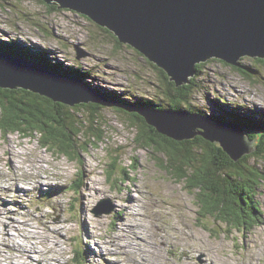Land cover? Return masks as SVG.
I'll return each instance as SVG.
<instances>
[{"label":"rangeland","instance_id":"rangeland-1","mask_svg":"<svg viewBox=\"0 0 264 264\" xmlns=\"http://www.w3.org/2000/svg\"><path fill=\"white\" fill-rule=\"evenodd\" d=\"M45 5L0 0V38L27 45L35 59L47 50L48 62L78 66L90 76L82 83L102 93L160 100L158 73L137 50L118 45L114 35L83 14ZM76 47L88 54L77 59ZM255 58L263 59H237L249 77L214 58L196 64L202 73L196 74L191 104L212 116L229 102L264 111V64ZM57 103L74 107L50 105ZM98 103L92 112L101 140L78 133L74 158L42 146L37 132L0 130V264H210L212 258L211 264H264L263 161H252L263 177L251 198L259 220L230 228L200 216L197 189L189 190L167 170L164 154L138 144L140 128L132 126L128 114ZM79 113L76 118L86 115ZM85 130L92 131L91 122ZM109 203L110 213L95 215V207L103 210ZM179 236H184L180 243ZM78 249L81 262L74 259Z\"/></svg>","mask_w":264,"mask_h":264},{"label":"water","instance_id":"water-1","mask_svg":"<svg viewBox=\"0 0 264 264\" xmlns=\"http://www.w3.org/2000/svg\"><path fill=\"white\" fill-rule=\"evenodd\" d=\"M42 1L83 14L111 31L118 42L162 69L176 87L189 83L196 64L209 58L235 67L240 66L237 59L243 55L264 59V0ZM76 49L77 59L88 54ZM0 88H22L68 106L100 101L116 104L80 79L54 73L46 64L11 52L0 51ZM124 107L176 141L200 136L216 143L232 160L255 149L247 128L234 121L215 120L187 109ZM109 206L93 211L96 216L108 214L112 211Z\"/></svg>","mask_w":264,"mask_h":264},{"label":"trees","instance_id":"trees-1","mask_svg":"<svg viewBox=\"0 0 264 264\" xmlns=\"http://www.w3.org/2000/svg\"><path fill=\"white\" fill-rule=\"evenodd\" d=\"M39 1L44 3L42 0ZM45 6L50 11L59 9L57 4H46ZM98 27L100 28V26ZM104 30L112 34L106 28ZM115 41L120 45L118 40L115 39ZM0 51L11 52L27 60L46 64L54 73L72 76L82 82L90 79L87 72L77 68L78 66L68 67L66 64L60 63L63 62L62 60L60 62H48L43 57L49 55L47 50H40L43 55L35 54L36 59L30 57L31 55L28 53L30 50L27 45L20 44L15 39L6 41L0 38ZM256 61L264 64V59L257 58ZM223 64L228 65L225 62ZM150 65L158 73L160 100L142 96L136 100H127L121 92L111 90L102 93L100 89H94L106 99L116 102L117 105H109L120 112L128 114L132 126L140 128L136 137L138 144H147L148 147L156 149L155 152L164 154L163 165L168 171L174 173L176 179L183 180L189 190L197 189L195 195L199 204L200 216L213 217L215 220L230 226V228L254 225L259 220L257 216L259 208L256 203H251V198H255L256 189L259 185L258 181H261L263 177H261L262 172L258 166L252 161L264 162L263 109L254 111L255 109L251 107H238L232 102H229L230 105L226 106L227 108L220 107L221 110L219 109V111L230 114V116H227V120L240 123L245 128H250L249 138L253 140L257 138L258 140L255 149L251 153L245 154L237 160H232L218 144L210 143L200 136L176 141L147 125L141 116L133 111L126 110L124 106L130 108L146 106L175 110L187 109L209 117L221 116L216 117L220 120H224L222 118L224 116H212L203 113V110L191 104L192 95L197 87L195 83L196 75L191 77L189 83L176 87L162 69L152 63ZM198 66L196 65L195 74L200 75L202 71ZM231 68L238 70L242 75H250V70H245L247 68L235 66H231ZM50 101L45 96L22 88H0V130L4 134L18 131L21 135L32 136L34 132H37L42 146L58 150L60 154L64 153L72 156V158H74L76 143L80 138L77 136L78 133L83 137L89 134L91 136L95 135L101 140L98 126L93 123V121H97V118H93L94 114L92 112L94 111L93 106L99 108L101 103L82 102L75 104L74 107L57 103L58 107H56L50 105L52 103ZM65 108H68V110ZM80 108L83 110H79ZM88 108L91 110L92 115L90 121L86 119L89 114ZM80 111L85 112L86 115L76 118V114L83 115L79 113ZM68 119L69 121H67ZM87 122L92 123V131L85 134L87 133L85 130ZM111 173L113 174V172ZM111 173H109V177ZM75 253V261L81 262L80 250H76Z\"/></svg>","mask_w":264,"mask_h":264},{"label":"bare ground","instance_id":"bare-ground-1","mask_svg":"<svg viewBox=\"0 0 264 264\" xmlns=\"http://www.w3.org/2000/svg\"><path fill=\"white\" fill-rule=\"evenodd\" d=\"M195 75H196V74H195ZM217 115H222V116H224V117H222L224 120L227 118V114H226V113H224V114H220V111L217 112ZM215 117H221V116H214L213 119H215ZM215 120H216V119H215ZM217 120H220V119H217ZM224 120H221V121H224ZM228 121H229V120H228ZM241 126H242V124H241ZM242 127H244V126H242ZM250 130H251L250 128H247V132H250ZM167 136H168V135H167ZM169 137H170V136H169ZM167 170H168V169H167ZM128 181H129V180H128ZM50 184H51V183H50ZM32 187H33V186H32ZM34 188H35V187H34ZM46 197H47V196H46ZM1 199H2V198H1ZM32 207H33V206H32ZM162 227H163V226H162ZM161 230H162V229H161ZM180 234H181V233H180ZM192 236H193V235H191V239H188L190 242H192ZM179 237H180V236H179ZM185 237H187V236H185ZM189 237H190V236H189ZM153 239H154V238H153ZM182 239H184V236L179 238L178 243H180V241H181ZM197 239H198V238H197ZM177 240H178V239H177ZM14 241H15V240H14ZM156 241H157V239H156ZM169 241H170V240H169ZM169 241H168V242H169ZM197 241H198V240H197ZM197 241H196V242H197ZM151 242H155V241H151ZM157 242H158V241H157ZM173 242H174V241H173ZM173 242H172V243H173ZM198 242H199V241H198ZM149 243H150V242H149ZM153 244H154V243H153ZM192 244H193V242H192ZM192 244H191V245H192ZM197 244H198V243H197ZM167 246H168V245H167ZM197 246H198V245H197ZM212 246H213V245H212ZM147 247H148V246H147ZM158 247H159V246H158ZM198 247H199V246H198ZM27 248H28V247H27ZM148 248H149V247H148ZM200 248H201V247H200ZM214 248H215V246H214ZM28 249H30V248H28ZM152 249H154V248H152ZM159 249H160V248H159ZM201 249H202V248H201ZM30 250H31V249H30ZM86 250H88V249H87V247L85 246V251H86ZM147 250H148V249H147ZM150 250H151V248H150ZM190 250H191V249H190ZM190 250H189V251H190ZM257 250H258V249H257ZM259 250H260V249H259ZM261 250H262V249H261ZM263 250H264V249H263ZM151 251H152V250H151ZM219 251H220V250H219ZM219 251H218V252H219ZM144 252H145V251H144ZM193 253H194V252H193ZM252 253H253V252H252ZM19 254H20V253H19ZM190 254H192V253H190ZM161 255H162V254H161ZM166 255H167V254H166ZM217 255H218V254H217ZM251 255H252V254H251ZM145 256H146V253H145ZM163 256H164V255H163ZM190 256H191V255H190ZM207 256H208V255H207ZM230 256H231V255H230ZM147 257H148V256H147ZM157 257H158V256H157ZM224 257H225V256H224ZM252 257H253V256H252ZM148 258H149V257H148ZM153 258H154V257H153ZM220 258H221V256H220ZM247 258H249V257H247ZM254 258H255V257H254ZM256 258H257V257H256ZM149 259L151 260V258H149ZM160 259H161V258H160ZM216 259H217V258H216ZM221 259H222V258H221ZM221 259H220V260H221ZM242 259H243V258H242ZM147 260H148V259H147ZM154 260H155V259H154ZM183 260H184V259H183ZM213 260H214V258H212V259L210 260V264L213 263ZM250 260H251V257H250ZM151 261H152V260H151ZM151 261H150V262H151ZM157 261H158V260H157ZM160 261L163 262V260H160ZM208 261H209V260H208ZM148 262H149V261H148ZM170 262H171V261H170ZM222 262H224V261H222ZM231 262H232V261H231ZM246 262H247V261H246ZM145 263H146V262H145ZM174 263H175V262H174ZM181 263H182V262H181ZM208 263H209V262H208ZM241 263H242V262H241ZM152 264H153V263H152ZM155 264H157V263H155ZM161 264H162V263H161ZM177 264H178V263H177ZM233 264H234V263H233ZM242 264H243V263H242Z\"/></svg>","mask_w":264,"mask_h":264},{"label":"clouds","instance_id":"clouds-1","mask_svg":"<svg viewBox=\"0 0 264 264\" xmlns=\"http://www.w3.org/2000/svg\"><path fill=\"white\" fill-rule=\"evenodd\" d=\"M89 19V18H88ZM113 35V34H112ZM255 146H256V143H255Z\"/></svg>","mask_w":264,"mask_h":264},{"label":"flooded vegetation","instance_id":"flooded-vegetation-1","mask_svg":"<svg viewBox=\"0 0 264 264\" xmlns=\"http://www.w3.org/2000/svg\"><path fill=\"white\" fill-rule=\"evenodd\" d=\"M255 140V139H254Z\"/></svg>","mask_w":264,"mask_h":264}]
</instances>
